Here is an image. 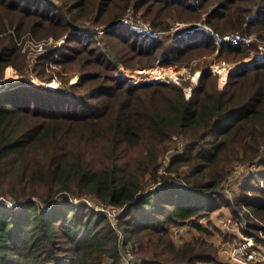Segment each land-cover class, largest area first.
Listing matches in <instances>:
<instances>
[{"label": "trees", "instance_id": "1", "mask_svg": "<svg viewBox=\"0 0 264 264\" xmlns=\"http://www.w3.org/2000/svg\"><path fill=\"white\" fill-rule=\"evenodd\" d=\"M197 2L0 0V33L15 26L20 35L58 39L76 31L68 34L59 63L64 73L83 70L77 83L65 80L55 90L39 85L0 92V198L21 204L17 210L0 204V264H102L116 261L120 246L133 239L140 241L141 264H224L204 240L176 248L151 237H166L167 224L221 207L248 209L247 234L257 229L254 221H264V175L256 180L260 186L248 179L244 197L231 203L222 189L223 170L240 153L249 162L263 154L257 163L264 166V64L229 75L221 91L213 85L216 75L203 71L198 90L186 100L173 84L125 77L126 70H145L159 57L172 66L197 52H215L200 29L146 37L117 27L131 4L158 32L169 31L167 20L197 21L211 7L207 23L216 32L264 39V10L244 27L256 0ZM97 26L102 31L96 37L91 32ZM257 45L225 46L217 58L239 62ZM22 59L11 35L0 36V82L9 66L23 71ZM39 67L44 79V64ZM118 72L124 78H114ZM173 134L186 140L187 149L170 164L191 169L187 189L160 184L158 193L144 192L147 175L171 183L156 172ZM64 193L124 209L118 223L123 239L106 216L59 200ZM146 237L153 244L148 249Z\"/></svg>", "mask_w": 264, "mask_h": 264}, {"label": "rangeland", "instance_id": "2", "mask_svg": "<svg viewBox=\"0 0 264 264\" xmlns=\"http://www.w3.org/2000/svg\"><path fill=\"white\" fill-rule=\"evenodd\" d=\"M130 6H133V4H131ZM211 9L212 8L210 7V8H207L204 12L202 11L200 18L197 21L167 20V22H169L170 27L173 25L172 28H174L175 25L178 23L192 25V24H196L198 22L203 21V19H206V22H207V16H208L207 13L210 12ZM133 12L134 14H138L141 17V19L144 20L145 22H148L151 24L150 21H147L143 18L142 13H139V12L137 13L134 7H133ZM85 25H87V23H85ZM101 31H102V27L97 26V28L95 30H92V32L83 31L80 33L90 34L91 32L93 35L97 37L99 36V34H101L100 33ZM70 32L72 33L76 31L70 30L68 31V33H66L64 36L58 39L54 38L53 36H49L44 39H37L30 33H25L24 35H20L16 31L15 26L11 28L8 27L6 31H4L3 33H0V36L11 35L16 47L20 49V54L23 56L22 64L24 65L22 72L16 71L11 66L7 67L3 71L2 73L3 78H2V81L0 82V92H5L6 90L18 88L20 86L36 88L39 85H43L44 88L52 89L48 87V85L52 83H55L56 85L55 89H57L58 87H61L64 84L63 82H65V80H67L68 86L77 83L80 77L83 75V72H82L83 70L81 69L82 71L79 70L77 72H73L70 74L64 73L63 67L59 63L60 56L64 52L65 47L68 45L67 36L68 34H70ZM177 32L172 33V35L176 34ZM230 32L232 31H228L222 34H229ZM17 33L19 36L17 35ZM158 33H161V32H158ZM252 43H258V45L256 46V49L253 50L247 58L239 62L229 63L228 61H225L222 59L220 60L217 58L218 53H215V52L212 55H208L207 52H197L196 55H193L190 58L187 57L186 59H184L183 62L172 64V66L171 65L163 66V64H161L162 59L161 57H159L151 65V67H148L145 70H140V71L139 70L137 71H127V70L125 71L124 70L127 74V76L125 77L130 78L133 82H150L151 84H157V83L173 84L174 86L180 87L182 89L184 98L186 100V99H189L192 96V94L196 92V90H198L200 86V83H199L200 76L202 75L203 71L208 70L211 72L213 76L216 75L214 76V77H217V78H214L215 79L214 82L216 83L213 85L215 86L216 90L221 91L224 88V85L226 84V83L221 84V81H220V78H221L220 72L222 70L224 69L228 70L234 64L241 63L249 59L252 60L255 58V56H259L258 54H261L259 47L261 46L264 48V39H262V41H259L258 38L256 37L255 39L252 40ZM40 64H44V70H45L44 77H43L44 79H41L38 76ZM254 65H257V64L254 63V64H251L249 67H245V68L250 70ZM241 70H243V68ZM231 74L233 73H230L229 75ZM114 78L121 79V78H124V75H121V73L118 72L114 75ZM32 81H36L37 85H34ZM210 82L211 81H209V83ZM153 103H158V102H153ZM170 145H171V148L164 154L163 157H161V160L159 162V164L161 165L160 167L161 169L160 168L157 169L156 173L158 176H161V175L169 176L168 181L171 183L165 184L163 182H160L162 181L161 179L149 178L150 175H147L146 178L143 180L144 192H148L152 194V193H158L159 190L161 191L162 186L157 188V184H156L157 182H159L160 184H163V188L166 186L167 187L170 186L171 188H173L174 186H179L181 187V189H187L186 188L187 186L185 184H186L187 176L189 175V172L191 171V169L186 165L171 166L170 164L175 156L184 153L185 149H187L186 140L184 137L180 135L173 134L171 136ZM242 156H244V154L240 153V156L232 159L229 163H227L223 170L224 174L225 172H227L229 175L232 169L233 173L231 177L235 175L236 176L234 178L235 181L241 179V176L243 175L242 168L248 167L249 164L252 163L249 161H244ZM262 156L263 154H261L258 157V159L253 162L257 163V161L261 160ZM259 169H260V173H258V171L254 173H249L248 175L250 176L244 178L240 186H237L234 188V181H233L232 186L230 187V191L233 188L234 189L229 194L227 193L223 194V196L227 199V201L230 200L233 202L234 197H236L237 199H242V197H244L245 194L243 193L242 188L244 185H247L246 181H248V179L253 178L255 180L254 185L256 184L259 185L256 180L259 177L264 175V166L260 164ZM227 180H228V176L223 181V184H222L223 191H225L224 185ZM188 191H191V190H186L185 192H188ZM251 194L249 193L248 195H251ZM0 200H2L0 201V204L6 207H8L7 205H9V203H18L8 198L1 197ZM4 201L5 203H7V205L4 204ZM93 201L94 203L101 205L100 201L98 200H93ZM234 212H236L235 209H231L228 207H221L210 213H206L203 216H194L191 219H194V223H196V225L200 223L201 226L199 228L192 227L191 229L190 228L188 229L186 227L181 228L179 233L178 232L175 233L174 229H172V227L174 226H179V225H175L179 223H175V224L169 223L166 225V228H167L166 237L168 238H166L165 236L161 234H157L156 237H151V238L154 242H156L158 238H160L163 241H168L176 248L183 245L184 243L193 242V241H196L197 239L204 240L207 243L212 244L216 248H217L216 245L221 240L224 243L232 244L231 241L233 240V236L230 233H227L226 231H235L236 228H239V230L241 231V225L243 224V222L240 221V224H238L239 227L236 224L228 225V221H231V222L235 221L233 218L235 214ZM105 213L109 215V216H106L108 218V222L110 224H116L120 222L121 220L120 218L125 213V210L114 207L113 209L108 208V211L107 212L105 211ZM114 216L117 218H115ZM244 220L248 222V221H251L252 219L244 218ZM257 221L258 222L254 221L255 223H257L256 224L257 229L251 231V233L254 235H258L260 230L261 231L264 230V221H260V220H257ZM118 231H119L117 232L118 238L121 240L123 239V234L120 228H118ZM147 240H148V237H146V239L143 240L142 245L144 246V249H148L153 246V244L152 243L150 244V242H147ZM139 246H140L139 239H133L129 242L128 245L121 246V247H123V250L129 251L130 255L133 258V261H139V259L141 258L140 255L138 254ZM228 246L230 248L221 250V252L218 251V248H217L218 255L220 259L224 262V264H233L234 261L232 259V255H233L232 246L230 245ZM113 262L115 261L106 258L102 262V264H110V263L112 264Z\"/></svg>", "mask_w": 264, "mask_h": 264}, {"label": "built area", "instance_id": "3", "mask_svg": "<svg viewBox=\"0 0 264 264\" xmlns=\"http://www.w3.org/2000/svg\"><path fill=\"white\" fill-rule=\"evenodd\" d=\"M191 4L197 5V0L192 1L188 0ZM264 10V2L262 1L260 4L254 6L251 9V12L248 13L245 18H244V27L247 26V23L250 22L252 19L256 18L259 16L260 12ZM117 27H123V28H128L142 36L146 37H153L161 34H172L175 33L179 30H182L183 28L188 29V28H197L201 29L204 31L205 35L210 38L215 46V53H218L223 47L225 46H230V45H239V44H244V45H251L252 40L255 39L257 36L255 34L252 35H246L243 32L240 31H232L229 34H220L216 32L207 22L206 19H203V21L198 22L196 24H182L178 23L175 25L174 28L173 25L169 28L168 32H161L158 33L155 31L153 26L145 22L144 20L141 19V17L138 14H134L133 12V6H129L123 16L120 18L119 23ZM259 50L261 51V54H258L259 56H255V63L256 64H264V48L259 47ZM34 85H37L36 81H32ZM190 94V93H189ZM190 96V95H188ZM237 163V162H236ZM161 165L159 166V168ZM158 168V169H159ZM161 169V168H160ZM243 170V175L241 176L240 180L235 181V175L231 177L232 175V169L231 172L229 173L228 180L226 181L224 188L225 191L224 193L229 194L235 187L240 186L242 183V180L250 175L249 173H254L258 171L260 173L259 165L256 162H252L249 164L248 167L242 168ZM226 176V178H227ZM230 176V177H229ZM234 181V188L230 191V187L232 186V182ZM240 181V182H239ZM157 188H159L161 185L159 182L156 183ZM255 186H260V185H255ZM152 190V189H151ZM59 200H64L68 199L69 202L75 203V204H81L84 206H87L90 208L92 211H94L97 214L104 215V216H109L108 214L105 213V211H108V208L113 209L114 207L105 205L101 203V205H98L97 203H94V201L88 199V198H82L78 200L77 198L71 197L68 194H62L59 196ZM5 198V197H2ZM243 198V197H242ZM248 199L251 200V195L248 196ZM2 201V200H0ZM4 204L7 205V203ZM55 204V203H54ZM8 208L17 210L21 208V204L19 203H9L7 205ZM122 209V208H121ZM124 210V209H123ZM244 211V212H243ZM234 220L233 222L228 221V225L240 224V221L243 222L241 225V231L239 228H236L235 231H226L227 233H230L233 236V240L231 241L232 244L224 243L219 241V243L216 245L218 248V251L221 252V250L228 249L230 248L228 245L232 246V259L234 261L233 264H264V230L259 232L258 235L254 234H247L246 231L248 230V223L247 221L244 220V218H247L246 214L248 213V210L245 208L236 210L234 212ZM203 216V215H202ZM115 217V216H114ZM117 218V217H115ZM116 220V219H115ZM237 222V223H236ZM179 226H174L172 229H174L175 233H179L181 228H192V227H200L201 224L194 223V219H188L183 222H180L179 224H175ZM111 226L117 231H118V223L116 224H111ZM239 227V226H238ZM263 247V249H262ZM111 264V263H110ZM112 264H141L140 261H133L132 256L130 255L129 251L123 250V247L120 246V252H119V257L118 260L113 262Z\"/></svg>", "mask_w": 264, "mask_h": 264}, {"label": "bare ground", "instance_id": "4", "mask_svg": "<svg viewBox=\"0 0 264 264\" xmlns=\"http://www.w3.org/2000/svg\"><path fill=\"white\" fill-rule=\"evenodd\" d=\"M254 58V57H252ZM256 61V59H249V60H246V61H243L241 63H237V64H234L230 67V69H224L220 72V81H221V84H225L226 83V80L228 79V75L230 73H237L239 72L242 68H245V67H249L251 64H254ZM138 75V74H137ZM49 88H52V89H55L56 88V85L55 83H52V84H49L48 85ZM189 91V90H188Z\"/></svg>", "mask_w": 264, "mask_h": 264}, {"label": "crops", "instance_id": "5", "mask_svg": "<svg viewBox=\"0 0 264 264\" xmlns=\"http://www.w3.org/2000/svg\"><path fill=\"white\" fill-rule=\"evenodd\" d=\"M188 1V0H187ZM193 1V0H192ZM257 1V3L254 5V6H256V5H258V4H260L261 2H262V0H256ZM189 2V1H188ZM264 2V1H263ZM190 3V2H189ZM192 5H194V4H192ZM198 5V4H197ZM197 5H195V6H197ZM253 6V7H254ZM253 7H251V9L253 8ZM250 12H251V10H250ZM249 12V13H250Z\"/></svg>", "mask_w": 264, "mask_h": 264}, {"label": "water", "instance_id": "6", "mask_svg": "<svg viewBox=\"0 0 264 264\" xmlns=\"http://www.w3.org/2000/svg\"><path fill=\"white\" fill-rule=\"evenodd\" d=\"M243 69H247V68H243ZM217 192H220V189H218Z\"/></svg>", "mask_w": 264, "mask_h": 264}]
</instances>
